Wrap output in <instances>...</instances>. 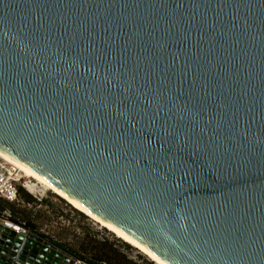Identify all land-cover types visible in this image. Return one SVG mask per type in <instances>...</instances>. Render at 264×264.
Here are the masks:
<instances>
[{
	"label": "water",
	"instance_id": "water-1",
	"mask_svg": "<svg viewBox=\"0 0 264 264\" xmlns=\"http://www.w3.org/2000/svg\"><path fill=\"white\" fill-rule=\"evenodd\" d=\"M0 158L154 264H264V0H0ZM0 215V264H82Z\"/></svg>",
	"mask_w": 264,
	"mask_h": 264
},
{
	"label": "rangeland",
	"instance_id": "rangeland-1",
	"mask_svg": "<svg viewBox=\"0 0 264 264\" xmlns=\"http://www.w3.org/2000/svg\"><path fill=\"white\" fill-rule=\"evenodd\" d=\"M10 168L16 178L15 186L21 187L25 195L32 199L26 203L19 197L14 205V211H16L14 216L20 221H25L27 218L34 225L35 233L46 236L44 238L66 251L68 248L80 249V246L84 247L88 240L105 241L136 264H154L53 193L47 190H41L38 194L28 193L23 187L28 179L24 178L15 168Z\"/></svg>",
	"mask_w": 264,
	"mask_h": 264
},
{
	"label": "trees",
	"instance_id": "trees-1",
	"mask_svg": "<svg viewBox=\"0 0 264 264\" xmlns=\"http://www.w3.org/2000/svg\"><path fill=\"white\" fill-rule=\"evenodd\" d=\"M17 196L22 198L23 201L26 203L32 201L29 196H26L23 192L21 187L17 186ZM15 203H9L3 199H0V207L1 208H8L10 211L13 219L19 220L17 217L14 216L15 210ZM23 225L26 229L33 231L34 225L26 218L25 221H22ZM42 236V235H41ZM46 237V236H44ZM68 252L77 256L80 260L88 263V264H96L98 261H105L107 264H136L135 262L130 261L127 259L123 254L118 252L115 248L112 247L110 243L105 241L96 242L95 240H88L85 243V246H80V249H67ZM84 254H81L83 253ZM87 254V255H86Z\"/></svg>",
	"mask_w": 264,
	"mask_h": 264
},
{
	"label": "built area",
	"instance_id": "built-area-1",
	"mask_svg": "<svg viewBox=\"0 0 264 264\" xmlns=\"http://www.w3.org/2000/svg\"><path fill=\"white\" fill-rule=\"evenodd\" d=\"M10 167H12V166L0 158V199H3L9 203H17L18 202L17 186H15V184H14L16 178H15ZM12 168H14V167H12ZM0 215L9 219L8 223L11 224V221H12V223L13 222L15 223L12 225V228H14L16 233L24 234L26 232H31L33 234L40 235L38 233H35V231H30V230L26 229V227L23 225L22 221L13 219L8 208H6V207L1 208L0 207ZM81 262H82V264H88L82 260H81ZM96 264H107V263L105 261H98V262H96Z\"/></svg>",
	"mask_w": 264,
	"mask_h": 264
},
{
	"label": "bare ground",
	"instance_id": "bare-ground-1",
	"mask_svg": "<svg viewBox=\"0 0 264 264\" xmlns=\"http://www.w3.org/2000/svg\"><path fill=\"white\" fill-rule=\"evenodd\" d=\"M7 163V162H6ZM10 165V164H9ZM13 167V166H12ZM16 169V168H15ZM17 170V169H16ZM20 174L23 175L24 178L28 179V181L24 182L23 187L24 189L30 193V194H38L41 192V190H47L43 186H41L39 183L25 175L24 173L17 170ZM48 191V190H47ZM50 192V191H49ZM70 206V205H69ZM73 208V207H72ZM76 210V209H75ZM79 212V211H78ZM82 214V213H81ZM86 217V216H85ZM90 220V219H89ZM93 222V221H92ZM96 224V223H95ZM99 226V225H98ZM113 235V234H112ZM114 236V235H113ZM116 237V236H115ZM117 238V237H116ZM119 239V238H118ZM121 240V239H120ZM122 241V240H121ZM124 242V241H123ZM125 243V242H124ZM150 261V260H149ZM153 263V262H152Z\"/></svg>",
	"mask_w": 264,
	"mask_h": 264
}]
</instances>
